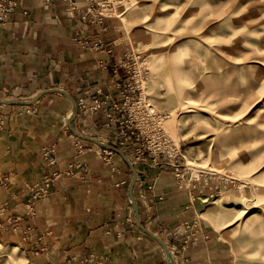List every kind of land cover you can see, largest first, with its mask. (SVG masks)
<instances>
[{
  "label": "crops",
  "instance_id": "0c3cea01",
  "mask_svg": "<svg viewBox=\"0 0 264 264\" xmlns=\"http://www.w3.org/2000/svg\"><path fill=\"white\" fill-rule=\"evenodd\" d=\"M12 1L15 10L0 24V100H31L54 88L78 104L87 99L89 108L95 105L92 96L99 98V108H79L74 128L123 150L135 164L142 224L168 245L175 263L185 264L182 256L191 264L205 259V225L180 232L185 224L194 226L201 213L200 191L182 186L174 171L152 156L136 163L137 144H122L110 118L127 113L122 86L130 73L126 45L108 18L99 20L97 0ZM72 110L60 93L31 106L6 105L7 124L0 133V211L6 212L1 240L25 242L33 264H168L164 247L137 223L129 165L76 137L68 126ZM49 149L55 150L50 159ZM47 182L48 193L35 199L37 185ZM187 238L190 244L182 250Z\"/></svg>",
  "mask_w": 264,
  "mask_h": 264
},
{
  "label": "rangeland",
  "instance_id": "374dc122",
  "mask_svg": "<svg viewBox=\"0 0 264 264\" xmlns=\"http://www.w3.org/2000/svg\"><path fill=\"white\" fill-rule=\"evenodd\" d=\"M96 5L126 45L120 137L203 196L194 226L180 228L205 225L206 257L192 264H264V0ZM1 116L6 127V105ZM30 257L0 238V264Z\"/></svg>",
  "mask_w": 264,
  "mask_h": 264
},
{
  "label": "water",
  "instance_id": "95a60500",
  "mask_svg": "<svg viewBox=\"0 0 264 264\" xmlns=\"http://www.w3.org/2000/svg\"><path fill=\"white\" fill-rule=\"evenodd\" d=\"M49 93H60L64 96H66L72 102L73 110H72V115L68 120V126H69L70 130L72 131V133L76 137L83 139V140H86V141H91V142L97 144L99 147H101L105 150L112 151V152L120 155L126 161V163L129 165L131 172H132V175H133L130 186H129V195H130L132 207H133L134 212H135L137 223L143 232H145L146 234L150 235L151 237H153L154 239L159 241V243L164 247V249L166 251V255H167L168 264H176L175 260L173 258L172 252H171L170 248L168 247V245L159 236H157L156 234L151 232L149 229H147L142 224L140 207H139L138 201H137L136 196H135V186H136V183H137L138 177H139L138 170H137L135 164L123 152V150L115 147L114 145L99 141L96 138L82 135L81 133H79L74 128L73 122L75 121V119L77 118V116L79 114V104L74 97H72L67 91H65L63 89L54 88V89H47V90L42 91L41 93H39L36 97H34L31 100H26V101H22V100H0V104H2V105L31 106V105L35 104L37 101H39L44 95L49 94Z\"/></svg>",
  "mask_w": 264,
  "mask_h": 264
},
{
  "label": "built area",
  "instance_id": "2783aa9c",
  "mask_svg": "<svg viewBox=\"0 0 264 264\" xmlns=\"http://www.w3.org/2000/svg\"><path fill=\"white\" fill-rule=\"evenodd\" d=\"M16 6H17L16 2H14L12 0H0V24L4 23L9 18V16L15 10ZM98 18L101 21L103 19L102 14L98 13ZM92 98H93V102L95 104L93 107L89 108V106H88L89 103L87 102V99L81 98L79 101V108H81V109H97V108H99L101 105L99 98L95 97L94 95L92 96ZM129 102H130V98L127 97V99L125 101V105L127 106V104ZM0 106H5V105L0 104ZM116 109H119V108L116 106ZM130 113H131V115L133 114L132 108L130 109ZM110 118L112 121H115V120L118 121V119H117L118 117H116V114H115V116L110 115ZM3 123H5V122L3 120V117L1 116L0 117V133L5 128ZM127 143H128V140L125 138H122V144L127 145ZM104 151L107 154H110V155L113 154L112 151H108L105 149H104ZM135 152H136L135 153L136 163L141 162V160L143 159L142 157L144 156L143 151H141L140 149H136ZM54 153H55L54 149H49L46 152V157L48 159H50L51 158L50 156ZM83 168L85 170H87V167L85 165L83 166ZM48 188H49L48 182L46 184H38L36 189H35L34 198L35 199L42 198L46 193H48ZM2 211H5V208H3V210L0 211L1 214H3Z\"/></svg>",
  "mask_w": 264,
  "mask_h": 264
}]
</instances>
